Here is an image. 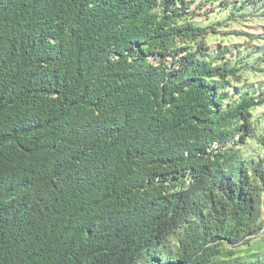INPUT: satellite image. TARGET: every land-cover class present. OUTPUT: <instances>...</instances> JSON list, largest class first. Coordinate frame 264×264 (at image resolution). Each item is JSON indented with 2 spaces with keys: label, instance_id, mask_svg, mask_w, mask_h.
Returning a JSON list of instances; mask_svg holds the SVG:
<instances>
[{
  "label": "trees",
  "instance_id": "obj_1",
  "mask_svg": "<svg viewBox=\"0 0 264 264\" xmlns=\"http://www.w3.org/2000/svg\"><path fill=\"white\" fill-rule=\"evenodd\" d=\"M201 5L0 0V264H264V88Z\"/></svg>",
  "mask_w": 264,
  "mask_h": 264
},
{
  "label": "rangeland",
  "instance_id": "obj_2",
  "mask_svg": "<svg viewBox=\"0 0 264 264\" xmlns=\"http://www.w3.org/2000/svg\"><path fill=\"white\" fill-rule=\"evenodd\" d=\"M225 1L229 2L227 8L223 4ZM231 2L232 0H195V4L202 3L195 20L202 26L223 23V26L218 25L216 31L208 35V42L211 46H227L233 50V53L227 54L232 62L245 66L243 80L238 85H243L244 90L252 92L254 88H264V0L246 3L240 11L236 9L244 1L237 0L235 16L228 21L227 17L233 8L230 6ZM261 116H264V104L253 109L254 118Z\"/></svg>",
  "mask_w": 264,
  "mask_h": 264
}]
</instances>
